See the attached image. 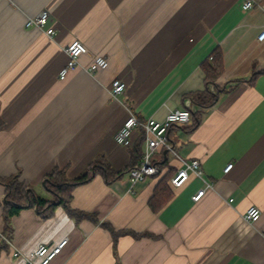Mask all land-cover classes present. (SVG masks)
Returning <instances> with one entry per match:
<instances>
[{
	"label": "crops",
	"instance_id": "1",
	"mask_svg": "<svg viewBox=\"0 0 264 264\" xmlns=\"http://www.w3.org/2000/svg\"><path fill=\"white\" fill-rule=\"evenodd\" d=\"M242 4L0 0V177L18 175L53 199L42 179L54 168L73 179L96 159L116 173L141 162L142 131L130 148L115 141L129 114L161 120L192 108L189 125L168 131L172 149L155 154L157 174L135 184L129 172L112 182L97 175L74 188L71 208L93 218L77 220L62 207L43 218L26 208L7 225L0 184V236L7 235L0 239V264H21L15 250L30 254L63 238L68 243L52 264H264V43L257 41L264 10ZM43 10L50 12L46 27H26ZM50 27L53 36L46 34ZM75 40L88 53L60 79L65 47ZM214 52L223 69L207 83L204 66ZM98 55L109 67L91 74L85 68ZM115 79L127 84L116 98ZM207 87L218 99L201 107L192 94ZM195 160L203 174L190 171L174 187L172 178ZM160 183L172 191L162 207L165 196L154 198ZM251 207L261 210L254 223L244 218Z\"/></svg>",
	"mask_w": 264,
	"mask_h": 264
},
{
	"label": "built area",
	"instance_id": "2",
	"mask_svg": "<svg viewBox=\"0 0 264 264\" xmlns=\"http://www.w3.org/2000/svg\"><path fill=\"white\" fill-rule=\"evenodd\" d=\"M242 7L244 10H250L256 7L263 8L264 10L261 0H243ZM49 17L50 12L48 10H43L36 16L29 17L26 21V27L44 29L47 25ZM46 34L53 36L55 34L54 28H47ZM257 41L264 43V27L261 29L257 37ZM65 52L68 55V61L59 72L60 79H64L70 70L80 66L79 59L82 55L88 53V49L81 41L75 40L65 47ZM108 67V58L106 56L98 55L93 58L91 64L85 69L91 74H96L98 71L105 70ZM126 88L127 84L124 81L115 79L111 84L110 94L112 97L116 98L117 96L123 94ZM191 119L192 108L190 106L183 109L171 110L161 120L147 119L142 121L135 115L129 114L128 118L117 131L115 141L120 146L130 148L133 145L134 134L139 130L144 133L145 150L142 155V160L129 172V180L132 184L144 182L149 177L158 173V167L154 159L155 154L162 149H172L168 139L169 129L173 125H189ZM233 166V163H229L224 168V173H229ZM190 171L198 175H202L203 172L200 169V162L195 160L188 164L185 163L184 168L172 178V185L174 187H181L188 179ZM207 188H210L209 184L193 196V201H198L206 192ZM260 217L261 210L258 207H251L244 215L245 220L250 223L257 222ZM1 238H4V240L6 239L3 235L0 236V239ZM67 243L68 238H63L56 244L41 243L30 254H23L19 250H15L13 255L21 262V264H52L56 257L62 253Z\"/></svg>",
	"mask_w": 264,
	"mask_h": 264
},
{
	"label": "trees",
	"instance_id": "3",
	"mask_svg": "<svg viewBox=\"0 0 264 264\" xmlns=\"http://www.w3.org/2000/svg\"><path fill=\"white\" fill-rule=\"evenodd\" d=\"M210 59L211 60L204 66L207 83L215 82L221 75L223 69L222 59L219 53L214 52ZM191 99L201 107H210L217 102L218 95L211 92L207 87L204 92L192 94ZM195 125H197V123ZM1 127L2 125H0V128ZM141 139L142 141L144 140L143 137ZM134 167L135 165H132L126 170L116 173L105 160L96 159L91 162L82 173L73 179H69L66 176L65 170L54 168L42 179V185L53 195V199H46L39 196L33 188L25 186L18 178V175L9 178L0 177V184L5 187V198L3 200L5 222L9 225L10 218L18 215L21 210L26 208H36L37 212L43 218L51 217L57 207L64 208L70 216L75 217L77 220L86 217L93 218L92 214L78 212L71 208L74 188L91 181L97 175L103 176L107 182H112L119 179L126 172H130ZM161 185H163V183L158 184L154 191L155 199H159L162 196L166 198L160 207L166 204V201L172 196L171 189ZM111 231L114 236H117V233L113 229H111ZM5 233L6 232L3 234L6 237L7 235ZM2 242H4V240H2Z\"/></svg>",
	"mask_w": 264,
	"mask_h": 264
},
{
	"label": "rangeland",
	"instance_id": "4",
	"mask_svg": "<svg viewBox=\"0 0 264 264\" xmlns=\"http://www.w3.org/2000/svg\"><path fill=\"white\" fill-rule=\"evenodd\" d=\"M11 238V236H9Z\"/></svg>",
	"mask_w": 264,
	"mask_h": 264
},
{
	"label": "water",
	"instance_id": "5",
	"mask_svg": "<svg viewBox=\"0 0 264 264\" xmlns=\"http://www.w3.org/2000/svg\"><path fill=\"white\" fill-rule=\"evenodd\" d=\"M165 153H167V152H165Z\"/></svg>",
	"mask_w": 264,
	"mask_h": 264
}]
</instances>
